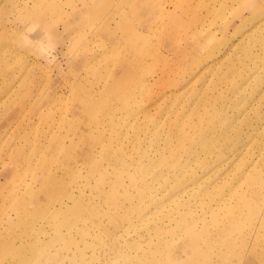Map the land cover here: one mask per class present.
<instances>
[{
  "label": "rangeland",
  "instance_id": "374dc122",
  "mask_svg": "<svg viewBox=\"0 0 264 264\" xmlns=\"http://www.w3.org/2000/svg\"><path fill=\"white\" fill-rule=\"evenodd\" d=\"M245 1L0 0V264H264Z\"/></svg>",
  "mask_w": 264,
  "mask_h": 264
},
{
  "label": "bare ground",
  "instance_id": "6f19581e",
  "mask_svg": "<svg viewBox=\"0 0 264 264\" xmlns=\"http://www.w3.org/2000/svg\"><path fill=\"white\" fill-rule=\"evenodd\" d=\"M259 2V0H249V1H245L244 2V5L243 6H249V5H253V4H257ZM210 67V66H209ZM208 67V68H209ZM159 78V77H158ZM217 86V84H213L212 85V87H216ZM202 104H204L205 105V108H209V109H212V108H215V103H213V102H211V104L209 105V104H207V102H206V100H205V98H204V101H203V103ZM16 105V104H15ZM12 106V105H11ZM158 106V105H157ZM8 111V108H5L4 109V112H7ZM21 112V111H20ZM19 112V113H20ZM148 113H150V111H146L145 112V114H148ZM5 115V114H4ZM162 115H163V113H162V111L159 113V117H162ZM211 117V116H210ZM67 122V121H66ZM162 125L164 126V125H166V124H168L169 125V130H168V133H167V137H166V140L169 142V133H172V129H173V126H172V124L170 123V122H168V120H167V118L165 117L162 121ZM65 123V122H64ZM65 125V124H64ZM77 126V125H76ZM160 126V125H159ZM77 128H79V127H77ZM49 131V130H48ZM179 131H182V130H179ZM55 133V132H54ZM56 135V134H55ZM85 135V134H84ZM84 135L82 136V138L84 137ZM63 136V135H62ZM56 143H57V145L58 146H65V145H63V140H61V141H59V140H56L55 141ZM42 148V145H38V146H36L33 150H34V153L37 151L38 152V150L39 149H41ZM32 150V151H33ZM19 151V150H18ZM49 151V150H48ZM19 153H22V152H19ZM64 153H68V152H66L65 150H62V151H60V155H63ZM23 154V153H22ZM167 155V154H166ZM168 156V155H167ZM170 157V156H169ZM171 159H172V157H170ZM4 160V159H3ZM146 163L147 164H149V165H151L152 164V162H154V161H156L152 156H150L149 154H146ZM161 160H163V159H161ZM173 160V159H172ZM179 161H181V160H179ZM176 162V161H175ZM5 164V163H4ZM4 166V170L3 171H7V173L9 174V175H7V176H9V177H12V175L13 174H15V175H17V172L16 171H14L10 166L9 167H7V165L5 164V165H3ZM3 168V167H2ZM256 172H259V171H256ZM256 172L253 174V176H251L250 178H253L254 176H255V174H256ZM160 174V173H159ZM5 175V176H6ZM161 175V174H160ZM52 177H53V175H52ZM254 179V178H253ZM252 179V180H253ZM104 181V178L103 177H100V182L102 183ZM251 181V180H250ZM227 203V202H226ZM225 203V204H226ZM262 208H264V206L262 207Z\"/></svg>",
  "mask_w": 264,
  "mask_h": 264
}]
</instances>
